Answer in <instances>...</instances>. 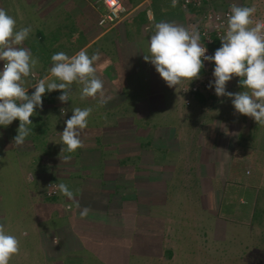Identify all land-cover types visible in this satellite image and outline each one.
Returning <instances> with one entry per match:
<instances>
[{"label":"rangeland","instance_id":"obj_1","mask_svg":"<svg viewBox=\"0 0 264 264\" xmlns=\"http://www.w3.org/2000/svg\"><path fill=\"white\" fill-rule=\"evenodd\" d=\"M228 1L202 0L200 5L188 6L202 7L204 14L208 9L219 10L218 4L224 7ZM232 3L242 7L254 6L256 12L253 20L264 21V0H233ZM176 4H182V7H178L187 11L188 6L182 0H177ZM41 5L40 0H0V8L16 19L17 28L30 25L25 23L30 20L22 19L23 14L33 15L32 18L39 23L41 20L38 21L36 14ZM168 13L170 10L166 8L161 14ZM200 19H190L191 24L195 23L194 30L201 29L198 24L204 26ZM37 28L32 27L34 31ZM121 39L127 40L130 45L136 43L131 44V39L125 36ZM143 39L146 37L137 41L141 44L144 42L145 49L147 42ZM116 47L118 44L107 46V49L118 55ZM100 49L92 50L102 53L104 58L106 53ZM131 49L134 56L130 47L120 49L118 61L122 59L121 75L127 66L130 70L133 67L129 65L137 61L135 49ZM84 50L90 56L94 54ZM116 65L113 54L106 55L105 59L96 63V75L105 87L112 85L121 94L136 72L123 74L126 79L122 83L124 88H118L114 85ZM2 66L3 62H0ZM50 67H45L40 61L34 69L35 78H26L25 87L30 88L29 94L40 76H47ZM206 72H202V76ZM141 73V78L145 79L137 82L139 91L128 102H120L121 98L116 100L114 89H110L112 95L105 93L107 107L116 110L110 118L102 117L106 108L100 103L99 96L81 99L82 85L78 83L70 86L72 93L67 103L58 99L60 90L48 93L43 101V109L37 108L38 114L34 116L39 115L46 121L51 118L50 128L42 135L43 144L39 148L30 147L33 151L24 148L27 140L20 145L14 144V137L18 135L15 121L7 128L0 126V215L4 216L0 224L20 241V250L11 258L10 264H264V212L262 218L252 220L250 210L253 205H247L248 197L238 193L232 179L233 170L246 171V177L242 180L245 185L249 183L251 187L259 189L258 201L264 210V130L259 135L255 132V140L250 144L248 140L256 121L236 113L229 97L217 96V99H209L203 104L195 96H188L182 91V87L192 85L193 81L186 80L179 86L169 87L154 65L148 64ZM239 81V77H234L228 83L227 91H243ZM179 97L183 98V105L178 102ZM188 99L190 105L185 103ZM97 100L98 105H93ZM173 100L171 106L169 101ZM123 104L124 107H121ZM74 107H91L93 111L88 118L89 127L81 134L83 147L73 152L75 155L70 153V159H64L58 156L68 153H62L61 133L66 127V120L73 115ZM95 108L98 110L96 116L93 114ZM152 124L157 126L151 128ZM231 128L234 133L225 135ZM138 129V140L143 142L157 136L158 130L162 132L159 135L163 139L153 142L161 148L157 150L153 147L151 154L157 159L146 155L149 148L140 149L139 141L129 145L131 141L124 138L127 134H135L134 130L138 132ZM222 134L225 139L219 141L218 137ZM100 136L99 147L95 144ZM239 140L244 145L241 148H245L242 153L249 155L248 160L242 159L238 152L234 153V143ZM92 145L102 148L96 151L95 158L100 160V165L106 164V174L111 177L106 176L105 179L110 180L116 177L112 176L117 174L116 163L121 155L135 152L136 156L122 166L131 179L121 177V186L116 188L110 184L104 187L99 179L92 176L75 184L77 180L69 177L73 172L83 170L90 173L82 160L91 153L89 148ZM129 149L133 150L130 152ZM82 151L83 157L80 159L81 156L77 155H81ZM101 157L108 161L105 159L102 162ZM144 161L146 167L141 166ZM151 162L155 166L148 169ZM34 165L41 174L39 182L35 181V172L30 168ZM230 167H233L231 171ZM254 172L256 175L250 177ZM57 179L69 186L74 199L46 200L45 195H62L56 184ZM252 180L254 184H251ZM104 191L115 195L105 196ZM83 204L88 207L99 204L94 206L99 211H104L108 205L111 212L125 214L120 223H115L119 227L117 231L120 230L118 234H102L103 228L114 231V224L110 226L105 223L103 217L91 221L90 226L84 223V218L80 216ZM239 207H245V212L238 216L241 212ZM168 250L172 255L168 256Z\"/></svg>","mask_w":264,"mask_h":264},{"label":"clouds","instance_id":"obj_2","mask_svg":"<svg viewBox=\"0 0 264 264\" xmlns=\"http://www.w3.org/2000/svg\"><path fill=\"white\" fill-rule=\"evenodd\" d=\"M176 2L172 0V5L175 6ZM255 12L254 6L232 5L226 33L214 55H206L208 49L201 43L198 30L175 22L156 23L144 59L154 65L169 87L200 79L205 61L214 63V79L209 82V88H214L218 97H229L236 113L264 124V21H254ZM32 31L30 25L17 28L16 19L0 8V62H3L0 67V126L7 128L19 120L18 135L13 140L17 145L23 144L31 134L33 122L30 118L38 114L37 108L43 109V98L48 93L60 90L58 99L67 103L72 93L70 86L78 83L82 85L81 99L99 94L100 103L107 102L104 82L96 75L95 65L100 60V53L90 56L84 49L72 56L65 52L54 53L50 76L31 87L35 90L30 95V88L25 87L26 78L34 75V69L39 65V58L24 47ZM234 77L240 78L243 91H227V85ZM92 111L91 107L73 108V115L66 120L61 133L62 153H73L83 147L81 134L88 126ZM58 188L68 199L75 198L68 185L60 183ZM89 212V208H82L81 218H86ZM19 250L18 237L0 224V264H10Z\"/></svg>","mask_w":264,"mask_h":264},{"label":"trees","instance_id":"obj_3","mask_svg":"<svg viewBox=\"0 0 264 264\" xmlns=\"http://www.w3.org/2000/svg\"><path fill=\"white\" fill-rule=\"evenodd\" d=\"M71 5H72V3H71ZM176 5L182 7L181 6L182 4H176ZM199 5H200V3H199ZM232 5H233L232 2H228L227 7H224V9H222V10L231 9ZM67 7L68 6H66L64 2L61 4L60 8L58 7V10L60 9L59 11H63L64 10L63 14H64L66 22H67L66 24L58 25V27L56 25H54V28H51L52 29L51 31H49L48 28H46V27L45 28L44 27H39L35 31L33 30V34H31L29 39L24 42V47L29 48L31 50V52L33 53V55L39 58V61H44L45 62L44 64H48V62L50 60H48L47 58L52 56L54 53L65 52L67 54V53L71 52V50L75 53L77 50L81 49V47H83L86 44L87 40H88V37H87L86 33H82L81 31H80V33L76 32L77 29H76V25H75L74 20H72L71 18H67L68 16L72 15L70 13V10H68V11L65 10V9H67ZM189 7L190 6L187 7L188 8L187 10L190 11V12H193V13H191V14H193V15L190 16L191 18H193V17L198 18L200 15L202 16V14H203V11H202L203 8L202 7L200 9L197 8L196 6L195 7H190V8ZM221 8H222V6H221ZM69 9H70V7H69ZM183 9H185V8H183ZM219 10H220V8H219ZM144 14H146V13L143 11L137 17H134V18L126 20L124 22V24L122 25L123 27H121V29L118 31V33L115 34L114 37H111V38H109L108 40L105 41L104 44H109L112 47L115 46L116 44H118V47L115 48V50L118 51V55L115 53V51L107 49L106 45H104V46L102 45V47H106V48L101 49V50L104 51L107 56H110L111 54H113V58L117 62V65H116V73H117L116 76L117 77L115 78V81L113 80L114 81V85L116 87H118V88L123 87L122 83L126 80L123 74L131 73V75H132L133 72H136V73H133V78L134 79L132 81L129 80V85L127 86V88L125 90H123V92L121 94H118L119 92L112 85H108L106 87L104 86V93H107L108 95H112V94H110L111 93L110 89H114L116 91V93L118 94V95L115 94V96L117 98L116 100H119V98H121L120 102H123L124 100L126 102H128L130 99H133L134 98V94L136 95V92L139 91L140 85L137 84V82L140 81V80H138V78H141V77H139V73L143 72V70L145 69L146 64H147V62L144 59V56L147 53H146V51H144V49H141V48H143L144 45H143V43L142 44L138 43L137 40L142 35L147 36L149 34L151 36V32L154 31L155 26H154V24H152L151 26L149 25L150 22H147L148 20L146 19L147 14L146 15H144ZM32 19H31L32 20L31 23L36 20L35 18H32ZM186 19L187 18L184 17L183 20H180V21H178V20L177 21L176 20L175 21H173V20L171 21L170 20V22H175L177 24L184 25L185 27H188V28L194 30L195 29V26H194L195 23L191 24L190 23V19H189V21L186 20ZM124 36L126 38L131 39V44H132V42H136V43L133 44V45H130L127 40L121 39ZM59 41H62V43L59 44L58 43ZM120 42L121 43L123 42V44H120ZM125 42H127V43H125ZM203 42H204V37L201 36V43H203ZM56 46H58V47H56ZM220 46H221V43L219 42L218 39H216L215 43L213 45L208 46V47H209V49L212 52H215L216 49H218ZM123 47H130L131 54H132V56H134V52L131 49V47H133V49H135V52H136V57L135 58H137V61L132 63L131 65H129V66H132L134 69L131 68L129 70L128 69L129 67L127 66L126 71L121 75L120 62L122 61V59H120V61H118V56L121 53L120 49L123 48ZM122 70H124V67H122ZM204 70H205V68L202 70V72H204ZM38 74H40V73L38 72ZM136 74H138V75H136ZM29 77L33 79V78H35V75H31ZM117 83H118V85H116ZM30 95H31V93H30ZM181 95H183V94H181ZM206 95H208V96H206ZM97 96H99V94ZM193 96L198 98V100L201 103H203V104L207 103L209 101V99H217V95L214 92H210L208 94L207 93L197 92V93H194ZM44 98H43V101H44ZM106 98L107 97H105V99ZM71 99L75 100L74 98H71ZM182 99H183L182 97H179L178 102H180V104L183 105L184 101H182ZM169 102H171L170 104L172 106V103L174 102V100L173 101H169ZM45 104H47V103H45ZM93 105H98V100H97L96 104H93ZM104 107L106 109L104 111V116H102V117H105V116H106V118L113 117L114 116V112L113 111H116V110L114 108L107 107V103H104ZM121 107H124V104L121 105ZM96 109L97 108H95V112H93V114L95 116H96V111H98ZM102 109L104 110V108H102ZM163 111H165V109ZM30 119L33 122V124L31 125L32 132L26 138L27 141L24 143L23 146H25L24 148L26 150L33 151L32 148L37 149L43 144L42 142H43L44 138H42V135L48 132V129L50 128L49 125H50V119L51 118L47 119V121H46V119H43V117L41 118L39 115H37V116L31 117ZM15 122H16V125L19 127V123H20L19 120L17 119V121H15ZM257 125H258V127H257ZM156 126H157V124H154V125L152 124L151 128L152 127H156ZM87 127H89V124H88ZM262 130H264V124L262 125V124H258L256 122L255 129L251 132V136H250V139L248 140V143H250V144L253 143L254 140H255V138H254L255 132H256L257 135H259ZM139 131H140V129H138V132H137V130H134L135 134L139 133ZM127 133H131V131H129V132L127 131ZM157 133H158L157 136L152 137L150 139H147L144 142L138 140L139 138L137 137V134L135 135L133 133H132L133 135H130V136H128V134H127V136H125L124 138L131 141L129 143V145L131 143H133V142L139 141L138 143L140 144L139 145L140 149H142V147L146 148V150H147V148H149L147 150L146 155L149 154L148 156H151L152 159L155 158V157L157 159V156H152L153 154H151L153 152V150H154L153 147H155V149H157V150H161V148L156 147L157 143H153L156 139H160V140L163 139V137L161 136L162 132L158 130ZM159 134H161V135H159ZM130 137H131V139H130ZM100 139H102L101 136H100V138L99 137L97 138L96 144H95L96 146H99L98 144L101 143L99 141ZM28 140H30V141H28ZM135 145H136V143H135ZM96 146L92 145L89 148L91 153H89V155H87V156L83 157V151L80 152L81 155H77L78 157L81 156L80 159L82 157L84 158V160H82V163L86 166L87 169H89L90 173H88L86 171L83 172V170L80 171V173L78 171H75L69 177L70 178L74 177L77 180L75 182V184L76 183H81V179L82 180L88 179L89 176H92V177H94L96 179H99L101 181V183L104 185V187H107L108 184L115 186V187L111 186L112 188L120 187L121 186V184L119 183L120 178L124 177V176L130 177V175H126L127 172H125V169L122 168V166L128 164V160H131V159H133V157L136 156L135 152L132 153L131 151L133 149H129V151L131 153L130 154H126L124 156H122L120 154L121 152L117 153V155H121V159H119L118 162L116 163L117 167H116L115 170L117 171V174L112 176V177L116 176L115 179L111 178V180H110V179H105L106 176H107V174H106L107 171L105 170L106 164L102 163L100 165V160L95 158L96 151L102 149V148L98 149ZM241 146H244V145H243L242 141L239 140L238 144L236 146V147H238V150L235 151V154H237V152H238V154L240 156L242 155V157H241L242 159L248 160L249 159V155H245V154L242 153V151L244 152L245 148L244 147L241 148ZM30 147H32V148H30ZM248 147H250V145H248ZM116 150H121V148L120 149L117 148ZM167 150L168 149H166V151ZM162 151H164V149ZM73 155H75V154L73 153ZM58 156L59 157L70 156V153L58 154ZM15 159H17V157H15ZM80 159L77 162V164H79ZM105 159H103V157H101V161L102 162L105 161ZM106 161H108V160L106 159ZM251 161H253V160L251 159ZM40 162L38 161V163H40ZM93 162H94V164H93ZM88 164L90 165L89 167H87ZM45 165H48V164H45ZM153 165H154V162H151V164L148 166V169H150ZM91 166H92V168H91ZM141 166L146 167L145 161L143 162V164ZM233 167H234V165H233ZM233 167H230L229 171H231ZM30 168L31 169L33 168L32 171L35 172L34 173V177L36 178L35 181L38 180L37 182H39L41 180V174L38 172L39 171L38 167L34 165L33 167L30 166ZM190 170L191 169L189 167V171ZM233 171H234L233 172L234 173L233 174L234 177L232 179H233V181H235L234 184L237 187V189L239 190L238 193L245 194V196L248 197V199H246L247 200V205L248 204L250 206H251V204L253 205V209L250 210L251 213H252L251 214L252 220H255V221L259 220L260 218H262V214L264 212L263 207H261L260 204H259V201H260L259 200V197H260L259 189L255 188V187H251V186L247 187V185H245V182L242 179L246 177V173H247L246 171H243V172H238L237 170H233ZM85 173H87V174H85ZM254 175H256V172H254L252 174V176H250V177H253ZM59 177L61 178V180L63 182L65 181V180H63V177H61V176H59ZM107 177H111V176H107ZM60 178H59V180H60ZM130 179H131V177H130ZM59 180L57 179V183H56L57 186L60 184ZM251 184H254L253 180L251 181ZM237 189H234V190H237ZM56 192H57V190H56ZM113 192H117V190H114ZM102 193H104V195L108 196V197H112V196L115 195V194L107 193L106 191H104ZM61 196L62 195L59 196V195L50 194V195H45V198H46V200H48L50 202H52V201L56 202V201H59L60 199L65 197V196H63V197H61ZM65 198H67V197H65ZM95 205H99V204H95ZM95 205L88 207V206H85V204H83V207H81V210L84 207H87V208L90 209L89 215L86 218L83 219L85 221L84 223H87V225L90 226V225H92L90 223L91 221H95L98 217H103V218L106 219L105 223L109 224L110 226L114 224L113 225L114 227H112V229L114 231L110 232L109 229L106 230V229L103 228L101 230V232H103L102 234L105 233L104 235L107 234L108 236H110V234H116L117 235L120 230L117 231V228H119V227L115 223H120L119 220L121 218H123V217H126L125 214H123V213L119 214V213L111 212V209H110V207L108 205L105 206V210L104 211H99V210H97L94 207ZM239 211H241V212L238 213V216H239V214L240 215L244 214L245 207H241ZM3 217H4L3 215H0V220H2ZM115 231H117V233H115ZM167 253H169L168 256L172 255L170 250H168Z\"/></svg>","mask_w":264,"mask_h":264},{"label":"crops","instance_id":"obj_4","mask_svg":"<svg viewBox=\"0 0 264 264\" xmlns=\"http://www.w3.org/2000/svg\"><path fill=\"white\" fill-rule=\"evenodd\" d=\"M124 2V4L126 5V8L128 9L127 11V15L124 17V19L122 21H120L118 24L112 26V27H107V28H102L99 25V20L104 12V0H40L41 2V6L39 7V12L38 14H36V17L39 18L38 21H40L39 23H37V21L35 20L34 22L31 23L32 16L31 14L27 15H22V19L23 20H30V21H26L25 23H29L32 27H46L48 28L49 31H51V28H54V25H56L58 27V25H64L66 24V19L65 16L63 14V11H59L58 7L60 8L61 4L64 2L67 7V9H65L66 11L70 10V13L72 14L71 16H68L67 18H71L72 20H74L75 25H76V32L80 33V31L82 33H86L88 40L86 42V44L81 47V49H87L88 51H92L94 53V51L92 49H97L99 47L102 48V45H106V46H110L109 44H104L106 40H108L111 37H114L115 34L118 33V31L121 29V27H123L122 25L124 24V22L128 19L137 17L139 14H141V12H145L147 14L146 19L148 20L147 22H150L149 25L151 26L152 24L159 23V21H168L170 22V20L172 21H180L183 20V18H187L186 20L189 21V19L191 18L190 16L193 15L190 11H185L184 9L178 7L177 5L173 6L172 5V0H122ZM233 0H230L228 2H232ZM72 3V5H71ZM228 4H226L224 7H227ZM70 7V9H69ZM158 7H160L159 12L157 11ZM219 4L217 9H219ZM224 7L222 6V8L220 7V10L224 9ZM63 8V7H62ZM166 8H168V10H170V13H168V15L166 14H161ZM216 8V7H215ZM181 11H180V10ZM155 11L157 12L155 14ZM153 13V15L151 14ZM200 13V12H199ZM144 14V15H146ZM143 15V16H144ZM156 15H158V17L156 18ZM201 16V15H200ZM200 16L198 17V19L200 18ZM32 19V20H31ZM160 21V22H161ZM154 31L151 32V34ZM145 38L143 39V41H146L147 46H146V51L148 52V46H149V38L150 35L148 34L147 36L142 35L140 36L138 39L141 38ZM59 44L62 43V41L58 42ZM144 45V42H143ZM58 47V46H56ZM81 49L77 50L75 53L71 50V52L67 53L69 56H72L76 53H78ZM143 49V48H141ZM144 49V51H145ZM101 50V49H100ZM148 54V53H147ZM105 55V54H104ZM103 54L100 53V59H105L106 55L104 58H102ZM48 60H50L48 62V64H44V61H41L43 63V65L45 67L47 66H52V61H51V56L47 58ZM40 62V61H39ZM148 65H152L150 62H147ZM51 68V67H50ZM48 69V68H47ZM50 70V69H49ZM46 71V69L44 70ZM42 71V72H44ZM47 72V71H46ZM43 74V73H42ZM140 74L143 75V73H139V77H142ZM44 75L40 76V79L44 78ZM47 76H50V71L48 72ZM138 78V77H137ZM141 79H145V78H138V80ZM256 125V123L254 124ZM258 127V125H257ZM226 129V128H225ZM227 130V129H226ZM233 128H231V130L227 131V133L225 135L228 134H233L234 131H232ZM225 136L222 134L221 137L219 136L218 138L220 139L219 141H222ZM220 143V142H219ZM223 144V143H222ZM238 142L234 143L235 146V150L234 153L236 151V146H237ZM252 166V168H254V164L251 163L250 164ZM247 187H250V184H247Z\"/></svg>","mask_w":264,"mask_h":264},{"label":"built area","instance_id":"obj_5","mask_svg":"<svg viewBox=\"0 0 264 264\" xmlns=\"http://www.w3.org/2000/svg\"><path fill=\"white\" fill-rule=\"evenodd\" d=\"M185 6L188 5H198L202 0H182ZM104 12L99 20V25L102 28L112 27L118 24L124 19L127 15L128 9L122 0H104ZM231 9L227 10H215L208 9L202 16L201 22L206 25V27H199L200 36L204 37V42L202 43L204 47L208 49L206 55H213V52L209 49L208 46L213 45L216 39H221L226 33L227 29V18ZM214 63L205 61V70H207L206 75L202 76L200 79L193 80V84L187 86L186 88L182 87L184 94L192 96L194 93H210L213 92L214 88H209V82L214 79L213 77V67ZM204 77V78H203ZM187 105H190L191 102L188 99L186 101ZM56 193V190L54 191Z\"/></svg>","mask_w":264,"mask_h":264}]
</instances>
